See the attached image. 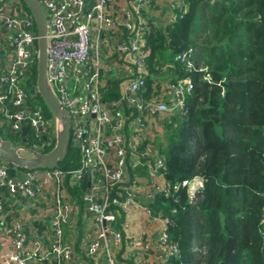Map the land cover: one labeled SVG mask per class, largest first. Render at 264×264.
<instances>
[{
	"label": "built area",
	"instance_id": "built-area-1",
	"mask_svg": "<svg viewBox=\"0 0 264 264\" xmlns=\"http://www.w3.org/2000/svg\"><path fill=\"white\" fill-rule=\"evenodd\" d=\"M38 1L46 15V78L68 113L70 140L79 160L77 167L65 170L58 166L19 168L0 158V241L11 247L0 250V264H122L120 258L144 264L148 259L139 251L151 247L156 256L150 264H173L169 258L179 250L166 232L170 220L148 205L155 194L168 192L159 175L164 164L160 156L150 153L149 146L137 150L133 138L147 133L165 116L187 112L186 98L193 89L188 76L170 72L153 82L154 92L160 89L158 95H146L149 50L144 48L146 23L175 21L185 11L186 0ZM37 40L34 18L21 1L0 0V123L22 140L19 152L24 148L48 152L59 127L54 119L52 137L51 123L37 99V85L29 86L37 67ZM190 58L189 51L176 57L186 69L192 67ZM112 79L118 80L119 96L107 100ZM22 127L26 128L24 137ZM138 165L148 169L147 203L137 199L142 185L128 180L129 170ZM83 183L84 227L76 254L75 234L68 233V226L75 220L78 203L65 187ZM181 185L193 197L202 179L194 176ZM8 198L22 206L10 222H6L9 211H4L3 204ZM136 206L158 233L156 239L135 245L130 223ZM44 216L50 232L46 236L38 234L33 224Z\"/></svg>",
	"mask_w": 264,
	"mask_h": 264
},
{
	"label": "trees",
	"instance_id": "trees-1",
	"mask_svg": "<svg viewBox=\"0 0 264 264\" xmlns=\"http://www.w3.org/2000/svg\"><path fill=\"white\" fill-rule=\"evenodd\" d=\"M146 25V95L154 92L156 79L170 72L188 76L193 83L185 102L187 112L156 121L136 145L137 150L145 149L151 137L153 153L164 164L159 175L168 192L155 194L148 205L170 220L166 232L179 253L169 260L173 264H264V0H186L185 11L175 21ZM187 51L192 61L189 69L176 59ZM36 79L34 67L29 86L35 87ZM159 93L160 89L154 92ZM118 96V80L112 79L106 99ZM38 99L42 104L41 96ZM1 125L5 129L0 123V135L8 139ZM78 160L69 140L58 167L73 169ZM138 173L147 176L134 184L148 186V169L141 166ZM194 176L202 179V186L191 197L181 182ZM84 189L85 183L67 185L80 207ZM3 204L9 211L6 222L19 216L18 204L9 198ZM34 223L38 234L50 233L44 230V217ZM119 261L134 264L133 258Z\"/></svg>",
	"mask_w": 264,
	"mask_h": 264
},
{
	"label": "water",
	"instance_id": "water-1",
	"mask_svg": "<svg viewBox=\"0 0 264 264\" xmlns=\"http://www.w3.org/2000/svg\"><path fill=\"white\" fill-rule=\"evenodd\" d=\"M34 18L37 30V79L36 85L46 107L59 123L56 130L55 145L48 152L37 153L24 148L23 156L17 147H14L10 140L3 139L0 135V158L9 164L26 169L54 168L62 161L67 154L70 140V120L68 113L63 109L53 93L46 78V15L38 0H21ZM26 135V128L22 127V136ZM24 140V139H23Z\"/></svg>",
	"mask_w": 264,
	"mask_h": 264
},
{
	"label": "crops",
	"instance_id": "crops-1",
	"mask_svg": "<svg viewBox=\"0 0 264 264\" xmlns=\"http://www.w3.org/2000/svg\"><path fill=\"white\" fill-rule=\"evenodd\" d=\"M143 139V136L142 134H139L137 136H135L133 138V140H136L138 143L141 142V140ZM148 142L150 143L149 145V149H150V153L153 154L154 152V147H151V137H148ZM146 167V165H138V166H135L133 170H129L128 172V180H129V183L130 184H134L135 182H141L139 180V178H145L147 175L145 176H142L138 173V170L140 169V167ZM162 181V179L160 180ZM136 186L139 185V184H135ZM66 188V191L69 195H71L69 193V191L67 190V186L65 187ZM147 186H144L142 185L141 186V189L140 191L137 192V199L140 203H147V201L144 199L145 198V195L147 193ZM11 201L13 200L12 198H10ZM24 199L25 198H20V202H24ZM52 200V196L50 195L49 196V201L51 202ZM18 208L20 206V209H22V206L21 204L19 203L18 205H16ZM134 218H132V222L130 223V232L132 234V238H131V241H134V244H138L139 242H144L146 241L148 238H154L156 239L157 238V233H158V230H157V226L150 223L147 219L143 218V215L141 214V211L140 209L136 206L134 207ZM19 210V209H18ZM17 211V210H16ZM36 210L32 211L33 213L35 212ZM84 211V205H82V207H80V205L78 204V212L76 214V217H75V220L68 226V233L69 232H72L75 234V237H74V249L75 251H78L79 247H81V241H82V230H83V227H84V221H83V217H82V213ZM44 219L46 220V227L44 228V230L46 231H49V224H48V217L47 216H44ZM35 221H39V220H33V224L38 227L34 222ZM49 235V234H48ZM1 240V239H0ZM1 249H4V250H9L11 249L10 246H7L5 244H1V241H0V250ZM137 252V251H135ZM139 255L144 257V259H148L146 260V262L144 264H150L151 262V258H155L156 256V251L154 249H152V247L150 248V250L146 251V252H141L139 251ZM97 263V262H96ZM134 263V262H133ZM90 264H94V263H90Z\"/></svg>",
	"mask_w": 264,
	"mask_h": 264
},
{
	"label": "rangeland",
	"instance_id": "rangeland-1",
	"mask_svg": "<svg viewBox=\"0 0 264 264\" xmlns=\"http://www.w3.org/2000/svg\"><path fill=\"white\" fill-rule=\"evenodd\" d=\"M38 99V98H37ZM39 100V99H38ZM40 101V100H39ZM42 104H43V108H45L46 106L44 105V103L42 102ZM45 112H47V119H48V121L51 123L50 124V129H51V133H53L52 134V137H55V120H54V117L52 116V114L45 108ZM1 129H2V132H3V134H4V136L5 137H7L9 140H10V142L12 143V145L14 146V147H17V146H19V144L20 143H22V142H20L19 140H17V139H15L14 137H12L11 135H8V134H6V132H5V129H4V127H3V125H1ZM157 134H159V133H155L154 134V136H157ZM153 141V140H152ZM152 141H151V143H152ZM54 145H55V143H54ZM20 152H22L21 150H20ZM22 153H24V152H22ZM75 159H77V157H75ZM62 161H60L59 163H61ZM10 167L12 168V166L10 165ZM191 195H193V194H190V196ZM19 209H20V206H19Z\"/></svg>",
	"mask_w": 264,
	"mask_h": 264
}]
</instances>
